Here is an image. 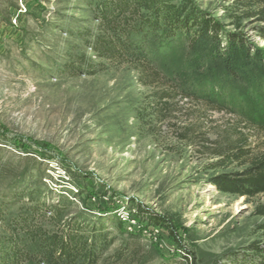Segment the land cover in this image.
Listing matches in <instances>:
<instances>
[{"label":"rangeland","instance_id":"374dc122","mask_svg":"<svg viewBox=\"0 0 264 264\" xmlns=\"http://www.w3.org/2000/svg\"><path fill=\"white\" fill-rule=\"evenodd\" d=\"M189 1L223 38L264 49V0ZM101 2L0 0V264L12 242L26 264H45L25 220L102 233L98 264L250 263L264 249V194L213 182L264 155V80L233 81L178 37L155 43L165 77L145 85L137 67L98 53Z\"/></svg>","mask_w":264,"mask_h":264},{"label":"trees","instance_id":"16d2710c","mask_svg":"<svg viewBox=\"0 0 264 264\" xmlns=\"http://www.w3.org/2000/svg\"><path fill=\"white\" fill-rule=\"evenodd\" d=\"M176 1L102 0L99 18L103 34L97 39L98 53L103 58L119 59L137 67L142 71L140 81L145 85H154L165 75L152 64L150 51L158 42L163 46V42L169 43L182 37L189 47L203 46L200 59L213 64L219 61L231 80L246 84L256 75L264 80L263 48L242 33L225 34L223 38L222 26L217 20L195 11L189 0H183L182 4ZM259 35L264 39V28L259 30ZM213 183L219 191L241 197L264 194V155L244 173L223 175ZM39 210L37 204L33 215ZM152 217L158 219V216ZM10 223V229H18V220L13 219ZM25 223L26 238L36 241L45 264H98L108 247L107 242L101 240L102 233L87 236L85 231L77 230L63 236L41 231L31 222L28 224L27 220ZM11 244L15 247L6 264L27 261L28 254H23V248L16 247L13 242ZM255 250L250 263L246 261L242 264H264V249Z\"/></svg>","mask_w":264,"mask_h":264}]
</instances>
